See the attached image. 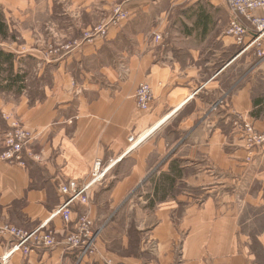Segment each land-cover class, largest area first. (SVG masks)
Segmentation results:
<instances>
[{
    "label": "crops",
    "instance_id": "0c3cea01",
    "mask_svg": "<svg viewBox=\"0 0 264 264\" xmlns=\"http://www.w3.org/2000/svg\"><path fill=\"white\" fill-rule=\"evenodd\" d=\"M122 1L0 0V41L15 54L0 87V152L12 111L39 156L0 159V226L37 228L63 203L59 180H83L101 160L113 164L88 206L101 253L127 264H264V150L248 161L235 126L264 130V58L224 34L226 0H128V21L82 43ZM142 83L149 110L136 105ZM50 227L55 248L7 264H78L61 216ZM7 241L0 235V256Z\"/></svg>",
    "mask_w": 264,
    "mask_h": 264
},
{
    "label": "built area",
    "instance_id": "2783aa9c",
    "mask_svg": "<svg viewBox=\"0 0 264 264\" xmlns=\"http://www.w3.org/2000/svg\"><path fill=\"white\" fill-rule=\"evenodd\" d=\"M128 0L116 3L107 20L97 24L91 30L84 33L82 43L93 41L97 37L105 38L109 29L120 26L131 18L132 12L126 8ZM230 8V20L225 30V35L232 38L243 51L255 49L258 56L263 59L264 51V15L258 14L259 10H264V0H226ZM250 25H246L244 21ZM164 35L154 34V40L160 42ZM0 46L2 43L0 42ZM136 105L141 110H149L153 101L154 93L150 84H140L135 92ZM221 100L212 105L211 110L217 111ZM3 117L8 123L3 141V150L0 152V159L11 165L25 166V153L39 159L33 154L28 145L36 139L34 131L25 127L19 117L12 111H3ZM235 126L242 134L244 147L248 151V161H252L255 150H264V130L257 129L254 125L246 121L237 120ZM132 142L131 148L138 145L140 139L134 141V136L129 138ZM111 166L113 162H110ZM101 160L94 163L93 169L88 177L83 180L61 179L58 182V190L64 198L63 203L56 208L49 219L42 222L33 230H25L13 224L5 223L0 226V235L8 239L1 253L2 264H7L14 254L20 253L24 257H29L39 249H53L59 241L56 231L50 227V222L57 216L64 220L67 232L62 242L64 249L73 252L77 256L78 264L84 260L93 259L104 264H127L125 261L116 260L106 254L101 253L99 247L100 230L94 228V219L88 207L94 187L99 184L108 171ZM83 205L86 208L81 212L74 210L75 206Z\"/></svg>",
    "mask_w": 264,
    "mask_h": 264
},
{
    "label": "trees",
    "instance_id": "16d2710c",
    "mask_svg": "<svg viewBox=\"0 0 264 264\" xmlns=\"http://www.w3.org/2000/svg\"><path fill=\"white\" fill-rule=\"evenodd\" d=\"M6 23L4 19L3 13L0 11V37L2 39H5L7 37L6 32ZM14 59L15 54L12 52L5 51L2 46H0V87L2 86V82L6 79L5 73L9 71V73L12 74V71L14 69ZM9 80H12V82H21L23 81V77L20 75L15 76L14 78H9Z\"/></svg>",
    "mask_w": 264,
    "mask_h": 264
},
{
    "label": "rangeland",
    "instance_id": "374dc122",
    "mask_svg": "<svg viewBox=\"0 0 264 264\" xmlns=\"http://www.w3.org/2000/svg\"><path fill=\"white\" fill-rule=\"evenodd\" d=\"M0 9H1V8H0ZM19 41H20V40H17L18 43H20ZM0 42H1V41H0ZM2 44H3V42H2ZM8 74L10 75L11 73H9V72H8V73H5L4 76H9ZM35 82H36V81H34V80L31 79V84H33V83H35Z\"/></svg>",
    "mask_w": 264,
    "mask_h": 264
}]
</instances>
